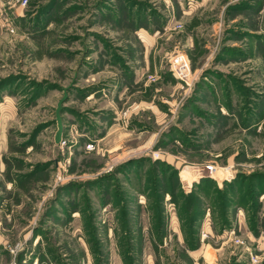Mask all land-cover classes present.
<instances>
[{
    "label": "rangeland",
    "instance_id": "obj_1",
    "mask_svg": "<svg viewBox=\"0 0 264 264\" xmlns=\"http://www.w3.org/2000/svg\"><path fill=\"white\" fill-rule=\"evenodd\" d=\"M0 264H264V0H0Z\"/></svg>",
    "mask_w": 264,
    "mask_h": 264
},
{
    "label": "built area",
    "instance_id": "obj_2",
    "mask_svg": "<svg viewBox=\"0 0 264 264\" xmlns=\"http://www.w3.org/2000/svg\"><path fill=\"white\" fill-rule=\"evenodd\" d=\"M169 67L173 74L182 82H188V63L180 55H173L169 58Z\"/></svg>",
    "mask_w": 264,
    "mask_h": 264
},
{
    "label": "water",
    "instance_id": "obj_3",
    "mask_svg": "<svg viewBox=\"0 0 264 264\" xmlns=\"http://www.w3.org/2000/svg\"><path fill=\"white\" fill-rule=\"evenodd\" d=\"M58 110H59V102L57 103L55 111H54V118H55V122H56V131L54 133V141L55 142L58 141L59 133L61 130L60 120H59V116H58Z\"/></svg>",
    "mask_w": 264,
    "mask_h": 264
}]
</instances>
